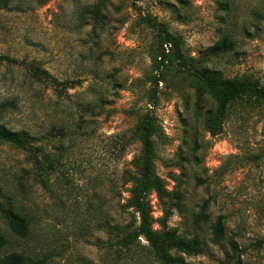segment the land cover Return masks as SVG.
<instances>
[{
  "label": "rangeland",
  "instance_id": "rangeland-1",
  "mask_svg": "<svg viewBox=\"0 0 264 264\" xmlns=\"http://www.w3.org/2000/svg\"><path fill=\"white\" fill-rule=\"evenodd\" d=\"M154 20L179 38L182 64ZM225 37L232 48L213 53ZM0 57V127L27 136L0 139V256L157 264L142 235L128 252L110 230L134 212L142 146L130 135L150 110L160 188L143 199L149 227L170 212L167 226L201 247L189 264H229L230 241L241 264H264V106L234 103L219 120L187 70L264 86V0H8ZM8 210L27 220L25 237Z\"/></svg>",
  "mask_w": 264,
  "mask_h": 264
},
{
  "label": "trees",
  "instance_id": "trees-1",
  "mask_svg": "<svg viewBox=\"0 0 264 264\" xmlns=\"http://www.w3.org/2000/svg\"><path fill=\"white\" fill-rule=\"evenodd\" d=\"M8 0H0V4L6 3ZM138 0H132V4ZM147 21L153 19L146 18ZM154 24L158 27V31L164 37L165 43L170 46L174 58L179 64H182V52L180 49V40L172 33L154 20ZM232 48V42L228 38H223L215 43L212 47L213 53H222L229 51ZM1 59V57H0ZM191 76L196 79L202 89L214 97L217 103L216 115L219 120H223L228 113V109L234 103L264 106V86L257 80L248 77H232L222 78L217 75L209 74L205 71L187 67ZM156 118L150 110H146L139 116L135 126L131 131L133 138H136L141 146V161H140V177L130 190L131 198L129 205L133 207L134 212L125 211L128 214V221L122 226L114 225L111 227V232L116 238V243L123 250L128 252L133 250L137 238L142 235L146 241V250L149 255L156 261L157 264H189L185 261L184 256L196 255L201 252V247L196 240L187 241L180 237L176 230L169 228L166 223L170 212L166 211L164 218L161 220V229L154 231L149 227L147 217L145 216L144 197L147 192L152 189H159L160 183L153 172V134L156 131ZM27 137L25 134L13 133L3 127H0V139L12 142H21L18 137ZM17 136V137H16ZM41 159L46 163L48 168H53L52 161L45 159L42 155ZM36 162L41 165V162L36 158ZM46 168V169H47ZM45 186L44 179H39ZM180 194L178 193L173 206L180 208ZM205 206V203L204 205ZM139 215V221H136V215ZM5 218L8 222L10 230L19 237H25L28 231L27 220L11 210L4 211ZM222 232V227L217 221L213 228V241L218 242ZM7 241L4 235L0 233V252L6 246ZM230 253H226L225 258L229 264H241L238 258L233 254L236 250V244L233 241L229 242ZM1 255V254H0ZM0 264H41L40 260L34 261L19 253H10L5 256H0Z\"/></svg>",
  "mask_w": 264,
  "mask_h": 264
}]
</instances>
